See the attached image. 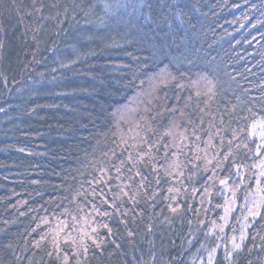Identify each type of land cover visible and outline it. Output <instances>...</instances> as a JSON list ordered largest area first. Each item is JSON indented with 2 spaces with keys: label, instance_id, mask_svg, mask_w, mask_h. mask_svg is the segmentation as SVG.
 I'll return each instance as SVG.
<instances>
[{
  "label": "trees",
  "instance_id": "16d2710c",
  "mask_svg": "<svg viewBox=\"0 0 264 264\" xmlns=\"http://www.w3.org/2000/svg\"><path fill=\"white\" fill-rule=\"evenodd\" d=\"M0 264H264V0H0Z\"/></svg>",
  "mask_w": 264,
  "mask_h": 264
}]
</instances>
